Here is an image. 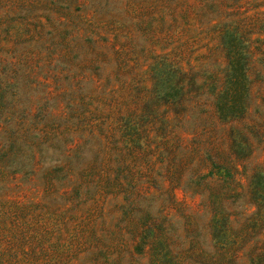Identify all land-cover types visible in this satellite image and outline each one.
<instances>
[{
  "label": "rangeland",
  "instance_id": "rangeland-1",
  "mask_svg": "<svg viewBox=\"0 0 264 264\" xmlns=\"http://www.w3.org/2000/svg\"><path fill=\"white\" fill-rule=\"evenodd\" d=\"M0 264H264V0H0Z\"/></svg>",
  "mask_w": 264,
  "mask_h": 264
}]
</instances>
